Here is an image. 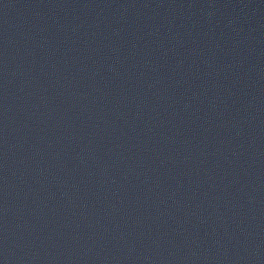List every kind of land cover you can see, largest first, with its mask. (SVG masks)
I'll return each instance as SVG.
<instances>
[{
    "label": "water",
    "instance_id": "water-1",
    "mask_svg": "<svg viewBox=\"0 0 264 264\" xmlns=\"http://www.w3.org/2000/svg\"><path fill=\"white\" fill-rule=\"evenodd\" d=\"M0 264H264V0H0Z\"/></svg>",
    "mask_w": 264,
    "mask_h": 264
}]
</instances>
